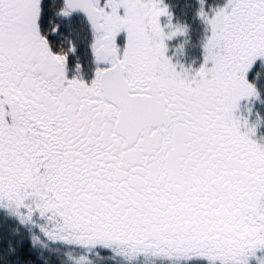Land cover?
<instances>
[{
  "label": "snow or ice",
  "instance_id": "obj_1",
  "mask_svg": "<svg viewBox=\"0 0 264 264\" xmlns=\"http://www.w3.org/2000/svg\"><path fill=\"white\" fill-rule=\"evenodd\" d=\"M0 264H264V0H0Z\"/></svg>",
  "mask_w": 264,
  "mask_h": 264
}]
</instances>
